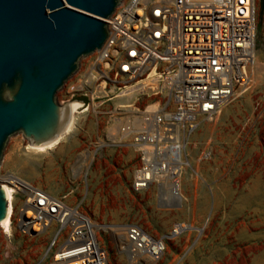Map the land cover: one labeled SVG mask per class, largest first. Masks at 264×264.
Wrapping results in <instances>:
<instances>
[{"label": "built area", "instance_id": "1", "mask_svg": "<svg viewBox=\"0 0 264 264\" xmlns=\"http://www.w3.org/2000/svg\"><path fill=\"white\" fill-rule=\"evenodd\" d=\"M106 23L110 35L85 58L72 93L86 99L83 110L96 100L102 101L100 107L116 98L134 99L129 108L99 110L108 118L106 127L87 157L130 146L138 155L132 190L155 187L171 205L181 203L190 138L201 121H213L253 84L255 0H122ZM140 100L142 105L135 106ZM211 155L206 149L200 160ZM0 186L13 190L11 231L36 238L55 225L47 246L52 264H109L101 226L80 203L69 202L70 193L54 197L8 172L0 174ZM117 229L124 233L120 251L127 264H157L169 241L203 232L184 221L173 222L159 236L135 222L112 225L109 231Z\"/></svg>", "mask_w": 264, "mask_h": 264}, {"label": "rangeland", "instance_id": "2", "mask_svg": "<svg viewBox=\"0 0 264 264\" xmlns=\"http://www.w3.org/2000/svg\"><path fill=\"white\" fill-rule=\"evenodd\" d=\"M255 14L253 84L239 91L213 121H201L190 138L186 148L190 168L181 179V203L171 205L155 187L140 193L132 190L138 155L130 146L87 157L106 127L108 118L99 110L132 103L134 97L116 98L100 107L102 101L96 100L87 111L80 109L72 131L44 153L31 150L22 134L11 136L0 174L11 173L57 198L70 193L69 202L80 203L81 210L100 226L135 222L154 236L167 234L175 221L202 227L200 235L190 233L169 241L157 264H264V8L260 0H255ZM85 63L80 61L79 71L56 94L57 101L77 97L71 86ZM206 149L212 151L211 159L201 161ZM55 230L52 225L36 238L13 230L5 236L0 230V264H52L47 246ZM100 241L109 264H127L113 233L102 230Z\"/></svg>", "mask_w": 264, "mask_h": 264}, {"label": "water", "instance_id": "3", "mask_svg": "<svg viewBox=\"0 0 264 264\" xmlns=\"http://www.w3.org/2000/svg\"><path fill=\"white\" fill-rule=\"evenodd\" d=\"M122 0H0V163L8 139L32 147L60 137L86 99L56 94L99 51L108 20ZM8 199L0 186V225Z\"/></svg>", "mask_w": 264, "mask_h": 264}, {"label": "bare ground", "instance_id": "4", "mask_svg": "<svg viewBox=\"0 0 264 264\" xmlns=\"http://www.w3.org/2000/svg\"><path fill=\"white\" fill-rule=\"evenodd\" d=\"M121 105H123L125 108H129L132 106L131 103H128V102L126 104H121ZM85 110L86 109H84L83 112H85ZM76 113H77V111L72 113V117L70 118L66 129L64 130L63 134L60 137H58L53 142H51L47 145L41 146V147H32L29 145L30 149L33 151L39 152V153H44L47 150H51L55 145H57V143L63 138V136L69 134L72 131L73 124H74V118H75ZM4 189L6 191V195H7V199H8V213H7V217H6L5 221L0 225V230L2 231V233L5 236H7V235L9 236L10 231H11V229H10L11 216H12V212H13V207H12V202H11V194L13 193V190L6 187V186L4 187ZM168 204H169V201H168ZM110 229H111V227H109V226H101V230H110ZM122 235H123V231L121 229H117V230L113 231V240H114V243H115L116 247L118 248V250L121 249V246L123 244Z\"/></svg>", "mask_w": 264, "mask_h": 264}, {"label": "trees", "instance_id": "5", "mask_svg": "<svg viewBox=\"0 0 264 264\" xmlns=\"http://www.w3.org/2000/svg\"><path fill=\"white\" fill-rule=\"evenodd\" d=\"M260 7H261V9L264 8V0H260Z\"/></svg>", "mask_w": 264, "mask_h": 264}, {"label": "crops", "instance_id": "6", "mask_svg": "<svg viewBox=\"0 0 264 264\" xmlns=\"http://www.w3.org/2000/svg\"><path fill=\"white\" fill-rule=\"evenodd\" d=\"M263 26H264V22H263ZM258 59H259V61H260L261 57H260V56H258Z\"/></svg>", "mask_w": 264, "mask_h": 264}]
</instances>
